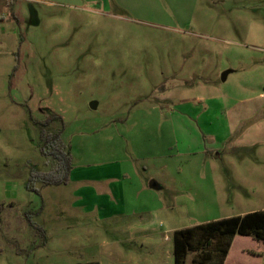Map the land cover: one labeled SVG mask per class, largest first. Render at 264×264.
I'll return each mask as SVG.
<instances>
[{
	"label": "rangeland",
	"instance_id": "374dc122",
	"mask_svg": "<svg viewBox=\"0 0 264 264\" xmlns=\"http://www.w3.org/2000/svg\"><path fill=\"white\" fill-rule=\"evenodd\" d=\"M262 95L264 0H0V264H175L174 231L264 209L263 119L225 141L203 115ZM44 131L69 181L29 189Z\"/></svg>",
	"mask_w": 264,
	"mask_h": 264
},
{
	"label": "trees",
	"instance_id": "16d2710c",
	"mask_svg": "<svg viewBox=\"0 0 264 264\" xmlns=\"http://www.w3.org/2000/svg\"><path fill=\"white\" fill-rule=\"evenodd\" d=\"M48 122L45 126H49ZM43 155L56 161V167L46 174H33L28 185L41 182L44 186L67 184L71 173V156L60 140V131H44ZM250 236L264 242V211L225 218L176 230L173 234L175 264H186L194 254L191 264H224L235 236Z\"/></svg>",
	"mask_w": 264,
	"mask_h": 264
},
{
	"label": "crops",
	"instance_id": "0c3cea01",
	"mask_svg": "<svg viewBox=\"0 0 264 264\" xmlns=\"http://www.w3.org/2000/svg\"><path fill=\"white\" fill-rule=\"evenodd\" d=\"M204 88L205 87H202V91L203 92L205 91L204 93H207V90H205ZM208 92L211 94L212 92H215V90L214 91L209 90ZM263 96L264 95L260 96L261 99H263L262 98ZM207 97H208L207 100L204 99L206 106H205V108H203V111H204L203 115H206V117H207L204 119L205 120L204 122L209 123L212 120L211 118L214 115H217L216 118L219 120L222 117L221 114L224 113L225 117H224L223 122H225V120L227 119L226 128L228 129V136L226 137L225 141L230 139L231 137H233L235 135H238V136L243 135L245 132L244 126H248V127L253 126L254 123H257V121H258L257 119L259 117H261L259 119H263V121H264V103L260 104V105H253L252 103L248 102V101H250V99L248 98L247 100L239 102V105H233V106L229 105L228 106V104H227V106H226V103L219 96H215L216 98H212L210 96H207ZM254 106H255V108L253 109ZM263 124H264V122H261V125H263ZM256 127H259V126H256ZM248 131L250 132V130H248ZM245 136H246V132H245ZM212 139H213V141H217V138L216 139L212 138ZM209 153L210 152H207L205 154L209 155ZM215 158H217V159L219 158L218 153H217ZM124 174L126 176V173H124ZM123 181H125V180H123ZM153 183H154V186L156 187L157 184L155 182H153ZM124 186H126L125 183L121 186L111 188V189H113V193L114 194L116 193L118 195L117 197L120 199L119 204H121V203H122L121 205L124 204L123 207L128 205L124 201V194H122V196H121V192L125 190ZM151 190H154V188L150 187V185L148 186L144 182L139 181L137 191L140 193V196L142 195L145 198L151 199V196H154V194L151 195L152 194ZM138 192H136V193H138ZM215 193L218 196V193L217 192H215ZM98 195H99V197L100 196H106V194L102 195L100 193ZM109 203H111L110 200H109ZM114 203H115V205L117 204L116 201ZM256 211H264V209L254 210V211H244V212H241L240 214H237L236 216L245 215V214H248L251 212H256ZM232 217H235V216H232ZM214 221H217V220H214ZM205 223H208V222H205ZM235 242H236V236L233 239L229 254H228L224 264H230L229 263L230 258H228V257L230 255V253L232 252V248H233ZM242 254L247 255L248 260H246V262H247L246 264H264V260H263L262 256H260V255H264V254H260L258 252H255V250H249V249H244L242 251Z\"/></svg>",
	"mask_w": 264,
	"mask_h": 264
},
{
	"label": "water",
	"instance_id": "95a60500",
	"mask_svg": "<svg viewBox=\"0 0 264 264\" xmlns=\"http://www.w3.org/2000/svg\"><path fill=\"white\" fill-rule=\"evenodd\" d=\"M150 187L155 188L154 183H150Z\"/></svg>",
	"mask_w": 264,
	"mask_h": 264
}]
</instances>
